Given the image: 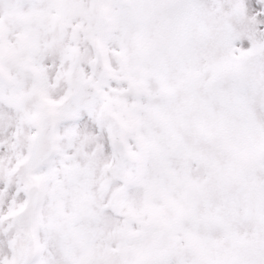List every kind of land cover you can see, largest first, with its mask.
Wrapping results in <instances>:
<instances>
[{
	"label": "snow or ice",
	"instance_id": "1",
	"mask_svg": "<svg viewBox=\"0 0 264 264\" xmlns=\"http://www.w3.org/2000/svg\"><path fill=\"white\" fill-rule=\"evenodd\" d=\"M0 264H264V0H0Z\"/></svg>",
	"mask_w": 264,
	"mask_h": 264
}]
</instances>
